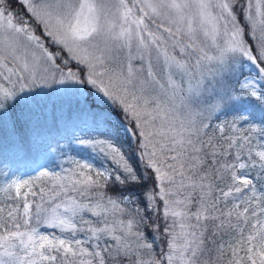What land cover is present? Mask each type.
<instances>
[{"label": "snow or ice", "instance_id": "1", "mask_svg": "<svg viewBox=\"0 0 264 264\" xmlns=\"http://www.w3.org/2000/svg\"><path fill=\"white\" fill-rule=\"evenodd\" d=\"M0 137V264H264V0H0Z\"/></svg>", "mask_w": 264, "mask_h": 264}, {"label": "trees", "instance_id": "2", "mask_svg": "<svg viewBox=\"0 0 264 264\" xmlns=\"http://www.w3.org/2000/svg\"><path fill=\"white\" fill-rule=\"evenodd\" d=\"M69 97L57 96L51 98L47 102V107L44 112L39 116V123L41 126L42 134L46 137L58 136L64 131L65 123L69 118ZM101 109L104 105L99 106ZM71 123L78 125H86L81 119L77 118L74 111L72 112ZM55 143V141H53ZM6 141L0 137V168L11 170L16 175L26 172L35 167L38 163H43V159L39 152L33 148L31 152L17 151L12 147H5ZM126 155L130 153L126 152ZM135 164V160H133Z\"/></svg>", "mask_w": 264, "mask_h": 264}, {"label": "rangeland", "instance_id": "3", "mask_svg": "<svg viewBox=\"0 0 264 264\" xmlns=\"http://www.w3.org/2000/svg\"><path fill=\"white\" fill-rule=\"evenodd\" d=\"M48 91H50V90H48ZM54 97H57V95H53L51 98H54ZM61 97H68V96L65 95V96H61ZM51 98H50V99H51ZM87 127H88V125H87V126H86V125H81L79 128H85V130H86ZM79 128H77V131H79ZM30 171H31V170L26 171V172H22V173H20L19 175H25V174H28ZM47 231H51V229H47Z\"/></svg>", "mask_w": 264, "mask_h": 264}]
</instances>
